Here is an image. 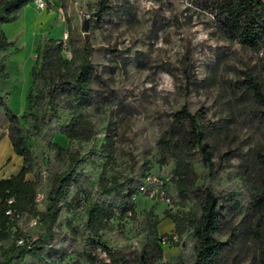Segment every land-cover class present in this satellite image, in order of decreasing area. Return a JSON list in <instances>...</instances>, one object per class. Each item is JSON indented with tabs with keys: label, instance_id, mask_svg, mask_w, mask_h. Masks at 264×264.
Masks as SVG:
<instances>
[{
	"label": "rangeland",
	"instance_id": "374dc122",
	"mask_svg": "<svg viewBox=\"0 0 264 264\" xmlns=\"http://www.w3.org/2000/svg\"><path fill=\"white\" fill-rule=\"evenodd\" d=\"M42 1L45 9L36 0L10 24L3 23L0 13V45H6L0 46V99L18 117L28 141L30 174L41 181V210L48 204L53 176L71 168L79 174V183L68 188L59 204L54 239L44 253L46 264H59L62 255L88 243L92 234L86 230L87 212L94 202L113 203L118 194L138 188L147 176L165 183L170 201L138 189L131 199L134 210L118 206L97 234L96 239L114 254L95 250L98 260L134 264L155 231L158 236L179 233L189 219L201 216L211 188L223 217L218 238L228 246L226 264H260L247 232L246 178L264 152V106L252 88L257 84L264 94V53L226 40L208 17L185 20L189 0H111L101 21L92 19L101 0ZM54 22L58 27H53ZM61 27L63 32L54 34ZM65 33L69 34L66 42ZM72 37L90 41L92 62L103 79V84L94 85V104L81 112L95 126L96 135L71 140L57 133L50 143L37 136V112L27 110L32 69L39 48L49 39L62 40L63 54L71 59ZM184 107L205 116L199 124L214 165L210 171L200 149H194L190 156L194 172L181 188L176 161L164 160L159 142L174 114ZM73 116L61 110V124L68 125ZM0 124L10 129L1 106ZM105 189L114 193L107 196ZM195 247L194 230L185 229L178 241L164 246L162 263L176 264L182 255L192 264ZM77 261L78 257L70 256L64 264Z\"/></svg>",
	"mask_w": 264,
	"mask_h": 264
},
{
	"label": "trees",
	"instance_id": "16d2710c",
	"mask_svg": "<svg viewBox=\"0 0 264 264\" xmlns=\"http://www.w3.org/2000/svg\"><path fill=\"white\" fill-rule=\"evenodd\" d=\"M35 1L0 0V13L4 14L3 23L15 22L21 12ZM110 2L111 0H101L92 19L97 18L101 21L109 10ZM189 4L185 20L193 22L194 18L200 20L208 17L226 40L236 42L255 53H264V0H189ZM0 46L4 48L6 45L2 43ZM70 46L72 57L68 59L63 54L62 40H47L39 48L38 58L32 69L33 86L27 110L37 112L34 116L37 136L50 143L57 133L71 140H90L96 135L93 123L81 113L92 107L95 102L94 85L103 84V79L92 62L94 48L88 39L80 41L74 37L70 39ZM252 88L254 95L264 106V94L260 87L253 83ZM0 106L10 120L9 135L14 150L24 158V165L17 175L0 180V264H28V260L34 264H46L44 253L54 239L59 204L68 188L79 183V174L75 168H71L65 173L53 176L48 204L41 210L37 202L40 177L34 180L27 179L32 164L28 141L20 131L18 117L2 99ZM63 109L74 114L66 126L61 124L60 119V111ZM173 118L172 125L160 139L159 147L165 161L169 157L176 161L177 183L183 188L188 185L187 182L194 172L190 161L194 149H200L203 162L210 171L213 170L214 164L210 147L204 144L206 134L199 124V120L205 119V116L201 113L192 114L184 107L175 113ZM246 181L249 192L247 232L259 253L260 264H264V152L258 154L254 168L249 171ZM141 184L127 193L118 194L117 200L113 203L108 200L94 202L87 212L89 221L86 230L92 234L88 238V243L80 249L66 253L65 256L62 255L59 264H64L70 256L78 257L79 261L75 264H113L97 259L95 250H105L114 256L96 239L97 234L111 219V215L119 210L118 206L124 211L134 210L131 199L138 189L140 191ZM113 193V189H105L104 194L111 196ZM9 199L14 200L12 205L8 204ZM9 208L39 220V229L43 233L32 248L16 244L10 230L12 223L5 214ZM222 226L223 217L219 200L215 192L209 188L203 201L201 216L189 219L187 227L179 229L180 234L188 228L194 230L196 257L192 264H226L228 246L218 238ZM162 237L155 231L151 241L135 258L134 264H171L162 263L164 248ZM58 254V251L54 252L55 256ZM176 264L188 263L186 258L180 255Z\"/></svg>",
	"mask_w": 264,
	"mask_h": 264
},
{
	"label": "built area",
	"instance_id": "2783aa9c",
	"mask_svg": "<svg viewBox=\"0 0 264 264\" xmlns=\"http://www.w3.org/2000/svg\"><path fill=\"white\" fill-rule=\"evenodd\" d=\"M36 3L39 8L45 9V2H43L42 0H37ZM68 38L69 34L65 33L63 41L66 42ZM43 172L44 175L47 176V172L45 170ZM164 186L165 183L162 180L156 177L147 176L145 177V180L140 186V191L146 194L151 193L153 195H158L161 199L165 200L166 202H169L170 197L166 193ZM37 202H41V197L38 196ZM13 203V199L8 200L9 205H12ZM5 214L9 218V222L12 223L10 230L13 238L15 239L16 244L20 247L32 248L35 243L39 240L40 235L42 234L41 230L39 229V220L37 218H29L25 215H22L13 208H9L5 212ZM178 239L179 235L177 231L174 230L172 233H169L168 236L162 237V244L164 246L170 245V243L178 241Z\"/></svg>",
	"mask_w": 264,
	"mask_h": 264
},
{
	"label": "crops",
	"instance_id": "0c3cea01",
	"mask_svg": "<svg viewBox=\"0 0 264 264\" xmlns=\"http://www.w3.org/2000/svg\"><path fill=\"white\" fill-rule=\"evenodd\" d=\"M28 6V9H31ZM54 28L58 27L57 23L54 22ZM54 34L60 35L62 31H53ZM24 165V158L18 155L12 144L9 130L3 124H0V180L11 178L12 176L17 175ZM28 180H34V177L31 174L27 176Z\"/></svg>",
	"mask_w": 264,
	"mask_h": 264
},
{
	"label": "water",
	"instance_id": "95a60500",
	"mask_svg": "<svg viewBox=\"0 0 264 264\" xmlns=\"http://www.w3.org/2000/svg\"><path fill=\"white\" fill-rule=\"evenodd\" d=\"M84 24H85V31H88V19H85Z\"/></svg>",
	"mask_w": 264,
	"mask_h": 264
}]
</instances>
